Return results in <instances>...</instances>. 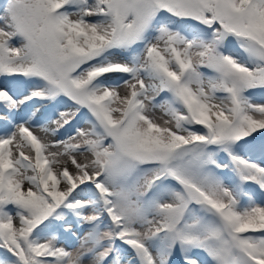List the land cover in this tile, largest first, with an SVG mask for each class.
<instances>
[{
    "label": "snow or ice",
    "instance_id": "6c2138e0",
    "mask_svg": "<svg viewBox=\"0 0 264 264\" xmlns=\"http://www.w3.org/2000/svg\"><path fill=\"white\" fill-rule=\"evenodd\" d=\"M0 264H264V0H4Z\"/></svg>",
    "mask_w": 264,
    "mask_h": 264
},
{
    "label": "rangeland",
    "instance_id": "374dc122",
    "mask_svg": "<svg viewBox=\"0 0 264 264\" xmlns=\"http://www.w3.org/2000/svg\"><path fill=\"white\" fill-rule=\"evenodd\" d=\"M4 3V0H0V4H3Z\"/></svg>",
    "mask_w": 264,
    "mask_h": 264
}]
</instances>
